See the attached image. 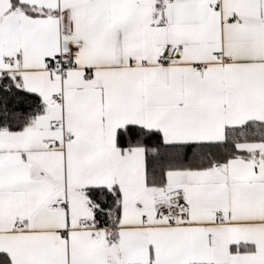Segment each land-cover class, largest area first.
Instances as JSON below:
<instances>
[{
  "label": "snow or ice",
  "instance_id": "obj_1",
  "mask_svg": "<svg viewBox=\"0 0 264 264\" xmlns=\"http://www.w3.org/2000/svg\"><path fill=\"white\" fill-rule=\"evenodd\" d=\"M0 264H264V0H0Z\"/></svg>",
  "mask_w": 264,
  "mask_h": 264
}]
</instances>
